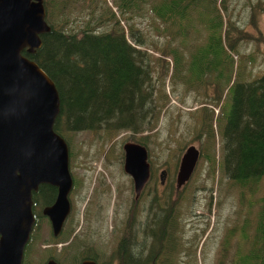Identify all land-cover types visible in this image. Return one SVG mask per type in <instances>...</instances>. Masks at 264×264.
<instances>
[{"label": "trees", "instance_id": "16d2710c", "mask_svg": "<svg viewBox=\"0 0 264 264\" xmlns=\"http://www.w3.org/2000/svg\"><path fill=\"white\" fill-rule=\"evenodd\" d=\"M105 1L43 0L49 31L40 35V47L32 55H24L56 87L59 114L53 130L68 148L74 132L101 133L104 139L128 132L129 139L147 151V135L142 134L152 133L159 121L166 100L161 92L163 80L182 82L187 91L199 96L198 108L190 111L196 120L195 135L205 142L199 148L200 158L211 172L216 169L219 178L228 180L224 189L238 190L237 202L243 204L247 199V216L225 232L214 264H264V191L259 194L264 190V70L252 74L259 60L264 66V54L258 52V44L248 51L247 44L243 45L263 42L261 31L258 38L251 36L244 24L231 19V0H108L109 7ZM242 2L251 24L256 14H264V0ZM131 16L133 20L147 17L149 29L161 41L153 35L148 40L135 20L134 26L129 22ZM152 52L158 55L154 57ZM215 135L220 142L219 159H215ZM70 154L68 150L69 158ZM73 185L74 189L78 186L75 180ZM152 194L151 204L165 213L158 214L153 227L142 226V236L151 238V244L147 249L144 244L136 247L129 219L125 220L116 246V264H170L172 257L178 264H197L195 247L191 249L189 241L180 242L175 235V202L159 199L155 189ZM54 196L55 188L44 184L32 193L35 224L22 264L35 241L38 246L47 245L42 249L48 253L60 244L58 257L74 251L73 239L78 235L73 234L74 227L65 229L63 225L59 236L37 241L36 229L43 217L40 209L51 205ZM255 205V217L250 221ZM231 237L236 239L232 254Z\"/></svg>", "mask_w": 264, "mask_h": 264}, {"label": "rangeland", "instance_id": "374dc122", "mask_svg": "<svg viewBox=\"0 0 264 264\" xmlns=\"http://www.w3.org/2000/svg\"><path fill=\"white\" fill-rule=\"evenodd\" d=\"M106 1L105 4L109 7L110 2ZM242 1H229L230 6H234L230 14L231 19L236 23L240 22L239 25L244 24V28L250 32L251 36L258 38V32L261 31L264 39V14L261 12L256 14L251 24L249 12L246 10L248 8L243 6ZM117 13V11L114 12L115 17H117ZM133 18L131 16L129 22L134 26L133 21L135 20L136 26L145 31L142 32L145 33L144 35L148 40L153 35L154 39L161 41V38L155 36L149 29L147 17L145 20L138 18L133 20ZM255 44H258V52L261 53L262 51L263 54L264 42L249 41L248 43L244 42L243 45H246L248 51L253 49ZM152 54L154 57L158 55L153 52ZM244 65L243 63L241 66L240 76L244 73ZM167 68L169 69V62ZM263 70L264 66L259 60V63L252 70V74L261 73ZM163 83V91L161 90V92L165 93L166 100L160 110L159 121L152 133L142 134L147 135L145 143L148 145L147 157H149L151 177L148 179V184H145L140 190L136 197L137 200H134L133 182L130 176L122 170L124 160L121 150L122 143L131 141L129 139L130 133L121 132L109 139H104L101 133L74 132L70 138L71 148L69 151L71 154L68 159V168L72 180H75L78 186L74 190L71 189L68 194L71 211L65 220V223L66 221L69 223L64 224L65 229L74 227L73 234L75 235L76 232L78 234L76 239H73L72 249L74 251L58 257L56 252L60 248V244L55 245V251L48 253L42 249L47 245L38 246L35 241L30 247L25 264H43L49 255L51 259L58 262L57 264H67V262L79 264V261L86 255H94L97 264H116V246H118L117 242L122 233L123 222L129 219L127 224L132 226L137 220L145 221V216L148 215V229V227L154 226L153 222L157 220L158 214L162 216L165 213L164 209L159 210L158 207L151 204L153 189H155L159 199L170 198L171 202H175L173 209L177 230L175 235L178 236L180 242L189 241L188 244H191V249L195 247L197 264H214L220 255L218 250L224 241L225 232L232 226H239L241 219L247 216V199L244 200L243 204L237 202L238 190L224 189L223 183L228 180L222 176L219 178L216 169L211 172L205 160L200 158L201 156L198 157L196 168L192 171L188 181L179 188H175L177 165L185 147L193 144L199 150L200 145L205 142H203L202 136L198 138L195 135L194 123L196 120L190 111L198 108L199 96L194 92L187 91L182 82L175 84V82L170 81L167 83L164 79ZM159 85L157 83L155 86L158 87V94L160 93ZM213 112L216 113L217 109L213 108ZM214 141L216 142L215 159H219L220 142L217 135H215ZM162 170L166 171L163 177L164 183L160 184L158 176ZM263 191H259V194ZM145 207L149 208V212L147 209L143 210ZM256 209L257 206L255 205L250 211L248 216L251 218L250 221L255 217ZM130 214H132L134 221ZM126 228L127 226H124L123 231ZM36 230L37 241L47 240L53 236L50 233L48 220L44 216L41 217ZM141 232L143 231L138 230L134 244L136 247L144 244L143 247L147 249L151 244V238L143 237ZM204 238L205 242L202 243ZM229 240L231 245L229 252L232 254L233 242L236 239L231 237ZM175 242L180 248L179 242ZM200 243L202 245L199 252ZM170 264H178L177 258L175 260L172 257Z\"/></svg>", "mask_w": 264, "mask_h": 264}, {"label": "water", "instance_id": "95a60500", "mask_svg": "<svg viewBox=\"0 0 264 264\" xmlns=\"http://www.w3.org/2000/svg\"><path fill=\"white\" fill-rule=\"evenodd\" d=\"M42 0H0V264H22L23 250L34 223L32 193L53 186L51 205L42 207L50 233L59 235L70 209L73 187L68 146L53 130L59 114L56 87L43 70L24 56L40 47L49 31ZM122 170L130 176L135 198L151 171L144 145L122 143ZM199 150L185 147L179 158L175 188L188 181ZM166 170L159 173L160 184ZM43 264H57L47 258ZM79 264H95L84 258ZM155 264V263H152Z\"/></svg>", "mask_w": 264, "mask_h": 264}, {"label": "flooded vegetation", "instance_id": "af4514ba", "mask_svg": "<svg viewBox=\"0 0 264 264\" xmlns=\"http://www.w3.org/2000/svg\"><path fill=\"white\" fill-rule=\"evenodd\" d=\"M43 1V0H42ZM43 6H44V4H43ZM263 42H264V39H263ZM22 54L24 55V54H26V52L23 50L22 51ZM263 54H264V52H263ZM29 55V54H28ZM25 56V55H24ZM151 176H150V173H149V177H148V179L150 178ZM148 182V181H147ZM148 184V183H147ZM72 185H73V180H72ZM145 186V185H144ZM143 186V187H144ZM73 187H74V185H73ZM71 188L72 190H74V188ZM35 192H37V191H35ZM35 192H33V193H35ZM135 201L137 200V198H135L134 199ZM135 204L137 203V202H134ZM145 209H147V211L149 212V208H147V207H145V208H143V210H145ZM133 212H134V210H133ZM132 215V214H131ZM133 221H134V219H133ZM146 226V228H147V226H148V223H147V219H145V221H140V220H137V222L135 223L134 222V224H132V226H128V229L129 230H131V231H133V235H134V238H135V236H136V234L138 233V230H140V231H142V226ZM128 229H127V231H128ZM141 233H143V232H141ZM48 258H50V257H48ZM87 258V257H86ZM51 259V258H50ZM84 259V258H83ZM90 259H92V258H90ZM93 260V259H92ZM94 262H95V264H97L96 263V261L95 260H93Z\"/></svg>", "mask_w": 264, "mask_h": 264}]
</instances>
